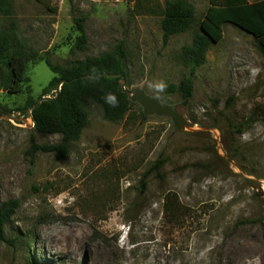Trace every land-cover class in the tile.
I'll return each mask as SVG.
<instances>
[{"label":"rangeland","instance_id":"374dc122","mask_svg":"<svg viewBox=\"0 0 264 264\" xmlns=\"http://www.w3.org/2000/svg\"><path fill=\"white\" fill-rule=\"evenodd\" d=\"M165 1L13 0L16 34L30 51L67 66L122 46L130 97L161 96L189 126L143 118L135 102L112 123L92 104L66 157L33 155V144L61 136L35 131L20 110L54 77L45 60L31 62L23 93L0 91V209L18 202L0 264H264V57L252 35L225 24L192 97L171 92L190 75L180 54L194 30L165 45ZM186 1L203 19L209 0ZM80 16L88 46L72 54Z\"/></svg>","mask_w":264,"mask_h":264},{"label":"trees","instance_id":"16d2710c","mask_svg":"<svg viewBox=\"0 0 264 264\" xmlns=\"http://www.w3.org/2000/svg\"><path fill=\"white\" fill-rule=\"evenodd\" d=\"M41 1V0H39ZM133 1V0H130ZM209 8L203 19L198 21L195 8L186 0H166L158 14L162 16L163 42L179 34L194 30L192 43L182 48L180 59L190 70L178 87L172 85L171 92L179 93L184 99L193 95V77L198 68L207 60L213 44L223 39V26L231 24L252 35L264 57V0H209ZM15 7L13 0H0V91L9 94L23 93L29 82L28 66L33 61H44L54 74L43 88L39 98L30 96L20 110L31 112L35 131L60 135L61 143L51 146L33 144L31 152L54 153L62 157L68 154L70 145L80 140L88 123V109L92 104L101 108L105 120L118 123L127 118L132 107L130 94L125 89V53L122 46L99 57L71 62L67 66L53 64L30 51L16 34L13 21ZM77 36L71 48L75 52H85L88 37L85 29L86 17H74ZM28 91L30 87L28 86ZM108 94L116 97V106L106 102ZM142 117L146 118L144 113ZM163 160L154 164V170L162 168ZM149 174V173H147ZM143 186L144 185L143 183ZM17 201H9L0 209V237L4 238V227L14 215Z\"/></svg>","mask_w":264,"mask_h":264},{"label":"water","instance_id":"95a60500","mask_svg":"<svg viewBox=\"0 0 264 264\" xmlns=\"http://www.w3.org/2000/svg\"><path fill=\"white\" fill-rule=\"evenodd\" d=\"M130 98L132 102L138 103L143 108L145 116L170 118L178 130H186L189 126L182 114L162 102L161 96L151 97L143 89H135Z\"/></svg>","mask_w":264,"mask_h":264},{"label":"clouds","instance_id":"9594fccd","mask_svg":"<svg viewBox=\"0 0 264 264\" xmlns=\"http://www.w3.org/2000/svg\"><path fill=\"white\" fill-rule=\"evenodd\" d=\"M155 87L158 92H162L166 88V85L163 82H159L156 84ZM105 99H106V102L110 104V106H113V107L116 106L117 100L113 94H108Z\"/></svg>","mask_w":264,"mask_h":264},{"label":"built area","instance_id":"2783aa9c","mask_svg":"<svg viewBox=\"0 0 264 264\" xmlns=\"http://www.w3.org/2000/svg\"><path fill=\"white\" fill-rule=\"evenodd\" d=\"M33 126H34V123H33Z\"/></svg>","mask_w":264,"mask_h":264}]
</instances>
